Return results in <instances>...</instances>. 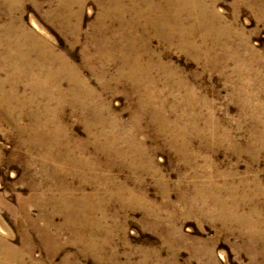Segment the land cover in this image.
Returning <instances> with one entry per match:
<instances>
[{
    "label": "rangeland",
    "instance_id": "obj_1",
    "mask_svg": "<svg viewBox=\"0 0 264 264\" xmlns=\"http://www.w3.org/2000/svg\"><path fill=\"white\" fill-rule=\"evenodd\" d=\"M1 1L0 38L10 24L32 32L52 48L45 57L53 71L62 58L91 96L69 97L60 108L61 138L89 162L73 174L31 145L32 128L52 118L43 108L57 109L47 98L51 84H42L50 87L46 96L27 71L0 70L4 90L20 99L3 97L0 105V248H12L0 253V264H264V0H205L224 46L207 60L153 32L145 37L143 58L166 93L152 103L119 61L106 65L100 57L106 42H98L99 26L109 34L121 27L113 0H65L69 22L58 18L61 0ZM128 13L124 20L135 23ZM24 57L28 72L40 70L38 52ZM166 73L183 79L193 102ZM59 79L67 90L69 80ZM88 123H95L90 134L106 130L118 139L125 157L99 150Z\"/></svg>",
    "mask_w": 264,
    "mask_h": 264
},
{
    "label": "bare ground",
    "instance_id": "obj_2",
    "mask_svg": "<svg viewBox=\"0 0 264 264\" xmlns=\"http://www.w3.org/2000/svg\"><path fill=\"white\" fill-rule=\"evenodd\" d=\"M6 1L8 0H3L1 2H3L4 4L6 3ZM123 1L124 0H113L112 1L114 5L112 7L114 11L116 12V14L119 15V18H121V21H122V22L119 21L121 22L120 29L112 34H109L108 29L104 25L100 24L101 26H99V29L97 28L98 30L96 32L99 35L98 36L96 34L98 38V42H99V38H101V40H104L106 42L104 43L103 41L104 46H105V49H104L105 51L104 53L100 55V57L104 58L102 60L106 65L109 62L119 61L123 68L128 69V72L125 71L127 74L125 77L133 85H135L138 89L144 88L143 94H140L144 98V102L146 101L150 103L154 101L159 102L160 101L159 98L163 99L164 98L163 94H166V93L162 94V91L158 87V83H159L158 80L154 78L152 75V71L153 69H155V66L151 63L152 61L150 62L149 60H146V59L144 60L143 58L142 50L143 51L144 49L150 50L149 40H144V38L149 37L152 32L155 35H158L161 38H164L165 42L167 41L170 44H175L176 47L180 51L187 53V54H193L192 56L197 57V59L202 58L203 56H205L206 60L209 59L210 53H212L213 49L216 48L215 46L219 45L221 48H224V46L221 43L219 33H216L215 31H213V28L215 27V22L217 20V15L215 14L214 11H210L208 9V6L204 3L205 0H130L132 4L128 8L124 5ZM82 3L80 2L81 5ZM60 7H61L60 9H62V12L58 14V18L60 17V19L62 18V20L69 22L70 19L72 18V11H71L70 5H67L65 0H61ZM127 12L133 13L135 15V16H132L135 23L133 24L129 23L130 18L129 20H127L128 19L127 17H126L127 19L124 20V16H126L125 13ZM186 18L190 19L191 21L193 20V21L190 24H186V21H185ZM142 19L144 20L143 22H145V24H143V27L145 28H142V26H140L139 20H142ZM15 21L17 20L15 19ZM129 24L131 25L129 26ZM33 25L36 29L40 30L37 23H33ZM11 26H12L11 24L6 26V28L4 29L5 38L4 39L0 38V48H1V45H4V47L6 48V52H5L6 54L4 56H1L0 54V70L6 69V68H14L20 71L22 70L27 71L26 74L28 76L35 79L37 83L41 82L38 89L42 92L44 91L43 94H46V96L47 94H49L50 87L42 86V84L44 85L48 82V85L51 84V88H53L52 90L54 91V93L49 95L47 98L52 99L53 101L56 100V103H57V109L55 110L50 109V107L46 105H45L46 107L43 108L42 113L44 115L51 113L52 118L50 119L49 122L47 121L44 122L45 120L44 121L40 120L37 122L34 128H32L30 132V136L34 138L35 142L32 143L31 145L36 146V149H41V148L45 149L46 157L48 156V158H51L53 161H56L57 158H60V161L59 160L58 161H59V164H61V169H64V170L67 169V171L74 174V171L77 165H87L89 164V162H87L86 160L84 161V159L80 157L76 158L72 153V149L74 148L75 145L72 148L69 140L66 141L64 138H61L62 134L65 135V132H64L65 130L64 128L63 130L60 128L61 119H60L59 114L61 113L60 108L62 104L64 103V100L69 99V97H71L72 100L79 99L80 101V99H83V98H86L87 100L88 97L91 96L90 93L86 90L87 85L85 84V81L80 78L78 73L74 71L75 68L73 70H69L72 68H70L69 65L66 62H64L62 58L59 59L60 70L57 72L53 71L54 67L53 68L51 67V63L49 61L51 58L45 57V55L48 56V54H46L47 51L50 54H53L52 53L53 51L51 52L52 48H50V46H47V43H41L39 39L36 38L32 32L24 30L23 28L22 29L17 28L15 30L14 28L12 29ZM197 36L199 38H197ZM194 38H195V41H194ZM211 38L213 39V45L208 46L207 45L208 41ZM98 42L96 43L99 44L100 42L99 43ZM26 50H33V51L38 52L40 61H41L40 68H39L40 70L28 72V70L23 67L25 64L28 63L27 60L24 63V59H25L24 54L26 53ZM211 59H215V58L211 57ZM211 62H215V61L211 60ZM156 66L158 67L159 65H156ZM160 67L165 69L163 65H160ZM66 71L67 73H64ZM64 74H66L67 76H64ZM62 75L63 77L67 78L70 82L69 88L67 90H63L62 88V81L61 79H59L62 77ZM165 76L167 77L166 79L169 81H172L171 78H178V75L172 76L171 74H167V73ZM180 78H178V80H175L173 82L177 83L176 85L177 88L181 86L182 88H185V94H184L183 100H186V102H190V101L193 102L194 97H193L192 89L188 88V86H186L187 84H185L183 82V79H180ZM49 80H53V81L49 82ZM54 80H55V83H54ZM2 82L3 80L0 79V105L4 104V99L7 97L8 99H11V103H14V102L19 103L20 99L18 98L17 95L14 94V89L10 90V92H6L4 90V86ZM168 86L172 88L171 84H168ZM47 103H49V101ZM82 104H87V101H85V103H82ZM164 105L165 104H162V107ZM156 116L159 117V114L157 113ZM161 117L162 116H160L159 118L161 119ZM100 122L97 123V125L100 124ZM95 123L93 124L88 123V126L86 129L89 134L91 132L90 130L93 129V126L95 125ZM108 135H109V132H107L106 130H101L98 134H94V133L90 134L97 148L103 151L106 155L109 156V154H111V152L114 151L113 153H115L117 156L120 155L122 157H125V152L121 151L120 148L117 146L118 137L116 138L117 140H115L114 136H108ZM59 148H61V150H59L57 153L54 154V151L58 150ZM79 149H83V148H79ZM59 199L61 201L64 200L63 196H60ZM1 229L2 228L0 225V230ZM2 246L3 248L2 249L0 248L1 249L0 253L3 254L4 256L8 255V252H11L12 248L11 249L8 248L7 246H5L4 243Z\"/></svg>",
    "mask_w": 264,
    "mask_h": 264
}]
</instances>
